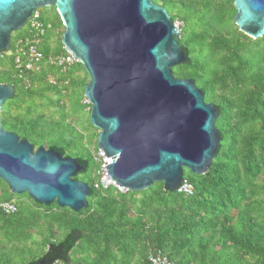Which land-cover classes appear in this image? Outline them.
I'll return each instance as SVG.
<instances>
[{
	"label": "trees",
	"instance_id": "1",
	"mask_svg": "<svg viewBox=\"0 0 264 264\" xmlns=\"http://www.w3.org/2000/svg\"><path fill=\"white\" fill-rule=\"evenodd\" d=\"M153 2L172 22H181L178 43L188 58L171 73L192 79L217 109L219 144L209 168L203 174L182 169L193 185L191 195L168 190L162 181L124 193L95 188L97 178L87 171L96 168L98 130L93 126L90 147H83L89 156L76 138L85 110L92 127L90 105L82 102L89 82L82 64L65 72L44 65L24 82L6 57L10 65L0 67V83L12 85L14 95L0 114V127L34 149L76 158L85 169L72 178L87 183L89 195L75 212L56 201L35 202L26 192L14 194L0 179V203L17 208L10 214L0 208V264H151L149 255L156 253L171 264H264V48H254L264 35L252 39L239 31L233 0ZM37 10L49 24L39 49L44 57L57 54L63 47L60 16L54 6L51 19ZM29 34L26 29L12 36L11 47ZM196 48L205 50L202 58L192 56Z\"/></svg>",
	"mask_w": 264,
	"mask_h": 264
},
{
	"label": "water",
	"instance_id": "2",
	"mask_svg": "<svg viewBox=\"0 0 264 264\" xmlns=\"http://www.w3.org/2000/svg\"><path fill=\"white\" fill-rule=\"evenodd\" d=\"M233 3L239 31L262 37L264 0ZM53 6L64 26L63 47L89 77L84 97L108 175L130 191L159 181L177 191L183 168L205 173L219 144L218 112L192 79L171 73L188 55L167 11L153 0H0V54L12 52V33L37 9ZM13 95L12 85L0 83V109ZM84 169L76 158L34 149L0 127V179L12 193L77 212L87 204L89 186L72 177Z\"/></svg>",
	"mask_w": 264,
	"mask_h": 264
},
{
	"label": "built area",
	"instance_id": "3",
	"mask_svg": "<svg viewBox=\"0 0 264 264\" xmlns=\"http://www.w3.org/2000/svg\"><path fill=\"white\" fill-rule=\"evenodd\" d=\"M25 25L30 34L15 41L12 46V52L0 54V59L6 57L11 58L14 76L24 82H28L29 77L38 74L44 65H53L58 67L62 72H65L73 65L80 63L79 59L65 47H62V50L57 54H51L44 57L39 49V44L44 36L46 27L49 28V24L45 27L41 22L39 10L35 11L30 16ZM47 79L50 82L53 80L49 75H47ZM82 102L87 106L90 105L85 97ZM106 159L107 156L105 153L97 148L94 152V161L96 163L94 175L97 178L94 187L103 189L112 187L120 193L126 192L128 190L126 187L118 185L115 180L108 175L104 165ZM183 181L184 183L178 187L177 191L185 195H191L193 193V185L185 179ZM0 208L7 214L13 213L17 210L16 206L11 202H1ZM149 261L151 264H171L166 256L160 253L150 254Z\"/></svg>",
	"mask_w": 264,
	"mask_h": 264
},
{
	"label": "rangeland",
	"instance_id": "4",
	"mask_svg": "<svg viewBox=\"0 0 264 264\" xmlns=\"http://www.w3.org/2000/svg\"><path fill=\"white\" fill-rule=\"evenodd\" d=\"M45 15H46V17H47V19H51V17H52V15H53V11L51 10V7H44V8H41L40 9ZM176 25L177 26H179L180 28H181V22H178V21H176ZM26 30V25H24L22 28H20L19 30H16L15 32H13L12 33V36H16V35H21V34H23L24 33V31ZM179 36H180V34H179ZM186 36H188V35H186ZM52 44V43H51ZM254 48L255 49H260V48H264V39H261L259 42H257L255 45H254ZM206 52H205V50H202V53L201 54H205ZM200 54V51L198 50V48H196L195 50H194V52L192 53V56L195 58V59H198L199 58V56L202 58V55ZM10 60L9 59H3L2 61H0V67H9V65H10V62H9ZM0 77L2 78V77H4V75H1L0 74ZM9 100V99H8ZM8 100H6L5 101V103L3 104V107H1V109H2V112H1V109H0V114H2L3 113V111H6L7 110V104H6V102L8 101ZM37 104V107L39 108V109H44L45 108V106H43L42 107V102H37L36 103ZM48 111V109H45V111L44 112H47ZM86 114H87V111L85 110V113L82 115V121H80V123L77 125V131H76V138H77V140L79 141V143L77 144L78 146H79V148L83 151V153H85V154H87V156H89L88 155V153L84 150V146H86L87 147V149L90 147V143H89V140H90V137H91V135H92V133L95 131V129H94V127L92 126H90L89 124H88V122H85L84 120L86 119ZM73 117V116H72ZM90 151H92V148H90V150H89V152ZM91 153V152H90ZM90 172L93 174L94 173V168H93V166H91L90 168H89V170L87 171V173H89L90 174ZM83 174L81 173V176H82ZM29 246H34V244L33 245H31V243H29Z\"/></svg>",
	"mask_w": 264,
	"mask_h": 264
},
{
	"label": "flooded vegetation",
	"instance_id": "5",
	"mask_svg": "<svg viewBox=\"0 0 264 264\" xmlns=\"http://www.w3.org/2000/svg\"><path fill=\"white\" fill-rule=\"evenodd\" d=\"M3 129H5V130H7V131H11V132H13L12 130H10V129L6 128V127H5V128H3Z\"/></svg>",
	"mask_w": 264,
	"mask_h": 264
}]
</instances>
